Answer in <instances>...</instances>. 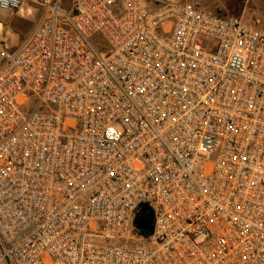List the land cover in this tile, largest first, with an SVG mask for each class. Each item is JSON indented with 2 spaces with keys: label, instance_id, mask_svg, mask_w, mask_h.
<instances>
[{
  "label": "built area",
  "instance_id": "built-area-1",
  "mask_svg": "<svg viewBox=\"0 0 264 264\" xmlns=\"http://www.w3.org/2000/svg\"><path fill=\"white\" fill-rule=\"evenodd\" d=\"M29 1L32 34L0 39V264H264V32L181 0Z\"/></svg>",
  "mask_w": 264,
  "mask_h": 264
},
{
  "label": "rangeland",
  "instance_id": "rangeland-1",
  "mask_svg": "<svg viewBox=\"0 0 264 264\" xmlns=\"http://www.w3.org/2000/svg\"><path fill=\"white\" fill-rule=\"evenodd\" d=\"M202 7L210 15H220L225 20L241 18L242 21H259L264 24V0H181ZM65 10L72 9V0H62ZM43 16V9L24 0L17 10L0 9V39L5 45L17 49L28 39ZM137 234L148 241L155 235L152 230L137 229Z\"/></svg>",
  "mask_w": 264,
  "mask_h": 264
},
{
  "label": "water",
  "instance_id": "water-1",
  "mask_svg": "<svg viewBox=\"0 0 264 264\" xmlns=\"http://www.w3.org/2000/svg\"><path fill=\"white\" fill-rule=\"evenodd\" d=\"M135 223L139 229H144V230L153 229V219L150 217L145 219H138L135 221Z\"/></svg>",
  "mask_w": 264,
  "mask_h": 264
},
{
  "label": "crops",
  "instance_id": "crops-1",
  "mask_svg": "<svg viewBox=\"0 0 264 264\" xmlns=\"http://www.w3.org/2000/svg\"><path fill=\"white\" fill-rule=\"evenodd\" d=\"M243 24L253 30L264 32V24L260 23L259 21L253 22L252 20L250 21H242Z\"/></svg>",
  "mask_w": 264,
  "mask_h": 264
},
{
  "label": "flooded vegetation",
  "instance_id": "flooded-vegetation-1",
  "mask_svg": "<svg viewBox=\"0 0 264 264\" xmlns=\"http://www.w3.org/2000/svg\"><path fill=\"white\" fill-rule=\"evenodd\" d=\"M146 217L145 218H152L153 219V226H154V223H155V215H154V213L153 212H147L146 213V215H145ZM141 218V214H140V212H136L135 213V217H134V222L136 221V220H138V219H140ZM136 224V223H135ZM137 226V225H136Z\"/></svg>",
  "mask_w": 264,
  "mask_h": 264
}]
</instances>
